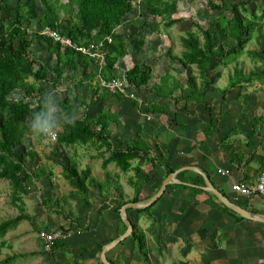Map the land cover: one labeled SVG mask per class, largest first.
Returning a JSON list of instances; mask_svg holds the SVG:
<instances>
[{"label": "trees", "instance_id": "16d2710c", "mask_svg": "<svg viewBox=\"0 0 264 264\" xmlns=\"http://www.w3.org/2000/svg\"><path fill=\"white\" fill-rule=\"evenodd\" d=\"M133 1L69 0V4L64 7L65 16L62 18L60 11L56 7L55 0H41L39 2L38 0H0V180L3 178L9 180L12 201L20 210L18 215L0 221V238L4 237L8 230L16 227L20 221L31 219V216L26 213L24 207L20 204L23 197L30 192L28 184L34 178L40 180L47 173L54 175V172L45 164L29 170L27 167L28 160L34 159L37 156V151L28 150L27 147L25 148L22 145L24 137L31 134L28 127L29 119L33 113L46 107L44 101L48 97V87L45 82H48L51 74V76L54 75L55 80L53 81L59 85L64 76V65L69 68H77L80 64L84 66V79L82 81L91 80L89 83H92V80L97 77V74L88 69L90 61L87 55L55 42L52 38L39 33V30L45 26H51L60 30L63 34L69 35L75 42L100 40L107 35H112L113 43L109 45L106 64L100 71V75L104 79L111 80L115 77L117 59L124 57L128 53L125 35L122 32H118L117 29L134 9ZM145 4L151 15L161 16L167 20L166 26H172L178 21V18L173 17L178 12V0H145ZM247 4L248 1L246 0H239L232 5H229L226 0H222V3L209 0V8L213 12L211 14V22L207 27L195 23L200 33L188 30L186 36L182 38L183 52L180 56H173L185 68V71L191 72L193 65L199 71L198 76L191 72L190 77H188V96L174 97V92L180 87V84L169 73H165L154 86L157 95L166 100L170 98L176 100L184 99L187 105L191 102L204 103L208 110L213 111V107L209 104L210 101L206 99V96L210 93L209 87L214 86L217 76L221 75V71L218 70L217 76L211 79L209 78L210 72L216 71L217 67L225 63L227 58L231 57L233 59L236 54L243 50L246 42L262 29V25L257 22V16L255 13L249 12ZM35 20L39 24V29H33L32 31ZM30 30L36 33L35 37L37 39L45 40L49 45L50 52L55 55L57 62L52 69V73H50V69L44 65L42 60L32 57L30 51L35 40L31 37ZM139 33L137 32L131 36L132 45L135 51L138 52L143 49L145 43L143 38H139ZM259 46L264 52V42L260 41ZM250 53L255 54V51L251 50ZM135 62L125 76V86L127 88L146 87L153 77V68L147 63L136 60ZM29 77H33L34 82H30L28 80ZM66 77L70 78V75L68 74ZM198 78H201L200 83ZM254 79L264 82V60L263 64L257 66L250 74H245L239 66H236L234 74L230 75L229 87L220 89V92L224 98L228 99L227 93L229 89L232 88L233 90L237 85H241L242 82ZM16 89H22L25 92V97L11 101L9 95ZM34 93H38L39 96L36 106L26 100V97L28 98ZM65 99L68 105L63 112L70 115H73V112L84 104L78 97L71 95L69 92L65 94ZM93 105L92 102H88L83 114L74 116V124H63L58 129L56 142L64 146H75L96 140V142H100L101 146L106 145L111 152V155L104 159L103 167L114 162L124 172L129 171L132 168L133 160L139 158L138 164L133 168L134 176L129 179V183L135 189V195L130 200L123 198L116 206L113 205L112 210L115 213L118 231L113 238L98 244L99 251H101L105 244L124 233L127 228L120 214L122 205L129 201L147 202L151 198V196L146 198H141L140 196L151 179L150 175L145 173L142 168L150 148L146 141L135 138L127 141L125 149L113 147L110 141V119L106 117V111L93 109ZM144 111L167 114L169 115V126L176 129L178 125L176 118L170 114L167 105L147 102L144 106ZM252 119L253 131L257 132V129L264 121V114L255 115ZM19 145L22 149H17ZM65 160L61 163L63 175L76 194H80L89 201L90 187L104 190L103 182L92 175L90 167L79 170L74 159L67 157ZM176 169V167L169 165L167 175ZM177 175L178 178L183 180L189 178L195 185L205 184L203 176L192 170H183ZM108 188L111 187L108 186ZM223 193L228 195L224 191ZM209 194L224 213L230 214L237 219H244L224 205L215 195L210 192ZM51 196L50 194L47 196L45 204H49L54 200ZM162 196L146 208H128L126 210L134 226L133 233L128 238L137 242L139 251L142 253L146 264H150L146 235L138 224L132 220L129 212L131 210H137L138 212L149 211ZM230 198L249 209L248 204H246L249 199L237 200L235 195ZM261 213L264 214V211ZM65 216L66 218L69 217L67 214ZM66 232H69V229ZM125 240L119 245H123ZM65 247V240L60 239L54 243L51 249H63ZM28 254H35V252L24 255ZM16 257L18 256H9L0 264H7ZM111 262L116 264L112 260ZM100 264L103 263L100 261ZM176 264L186 263L179 262Z\"/></svg>", "mask_w": 264, "mask_h": 264}, {"label": "crops", "instance_id": "0c3cea01", "mask_svg": "<svg viewBox=\"0 0 264 264\" xmlns=\"http://www.w3.org/2000/svg\"><path fill=\"white\" fill-rule=\"evenodd\" d=\"M118 66L115 65V78H118ZM172 75L177 79V75ZM177 82L180 84L178 79ZM100 87L97 86L89 102L94 104L93 109L106 111V117L110 119V141L113 147L125 149L127 141L135 138L146 141L150 148L142 168L151 179L143 189L141 198L152 197L157 192L167 177L169 165L177 169L186 165L198 166L208 173L218 189L233 196H236L231 190L234 182L253 185L264 171V121L259 131L246 136L241 127L246 115L242 116L239 111L243 105L235 99L224 98L220 92L223 88L209 87L210 93L206 99L213 107L212 112L204 103L187 105L183 99L177 100L180 106L173 112L169 100L166 102L159 95H156V100L152 99L156 92L154 88H136L138 92L147 93L142 97L146 104L152 102L169 107L170 114H173L178 124L173 129L169 126V115L144 111L145 105L140 108L136 100ZM180 87L174 92V97L188 96L189 92L183 85L180 84ZM147 115L151 118L148 119ZM99 147L101 157L105 159L111 155L106 145L99 144ZM82 154L79 151V155ZM138 162L139 158L133 160L132 168L127 172L114 162L103 167L100 175L91 170L92 175H97L101 182L106 172V178L112 186L104 190L95 187L97 191H92L90 187L89 201L78 196L76 217L81 221L84 219L87 228L78 231L79 235L69 232L65 239L66 247L53 250V264H100V253L95 250L99 243L117 234L113 204L123 198L130 200L134 197L135 189L129 179L134 176L133 168ZM49 168L54 171V182L57 184L58 177L63 174V167L61 170L57 166ZM176 178L180 182L171 184L149 211L129 212L132 220L137 217L136 223L146 235L150 264H264L263 222L237 219L224 213L209 192L190 185L194 183L189 178L183 180L178 175ZM28 185L31 190L32 182ZM65 201L67 203V199ZM246 204L251 210L259 213L264 211V199L260 196L249 198ZM68 213L72 218L75 217L70 209ZM108 257L116 264L117 260L120 264H146L137 242L131 238L110 250Z\"/></svg>", "mask_w": 264, "mask_h": 264}, {"label": "rangeland", "instance_id": "374dc122", "mask_svg": "<svg viewBox=\"0 0 264 264\" xmlns=\"http://www.w3.org/2000/svg\"><path fill=\"white\" fill-rule=\"evenodd\" d=\"M39 1L41 0H38V2ZM215 1L222 3V0ZM238 1L239 0H226L229 5ZM246 1H248L247 8L249 12L255 13L257 22L262 25V29L260 32H256L255 35L246 42L243 50L236 54L233 59L231 57L227 58L225 63L217 67L216 71L210 72L209 78L211 79L217 76L218 70L221 71V75H218L219 77L217 76L214 84L216 88L220 87L224 89L229 87L230 75L234 74L236 66H239L245 74H250L257 66L263 64L264 52L260 48L259 42H264V0ZM133 3L134 9L127 15L123 20V24L117 29L118 32H122V34L125 35L128 53L124 57H119L117 59L116 66L119 65V72H116V74H118L116 76L124 81L128 70L134 66L136 60L147 63L153 68V77L147 85L149 90L154 88L165 73H173L177 75V79L180 81V84L183 85V88L189 92L188 77H190L191 72L198 76L199 71L195 65L192 66L191 72L184 71L185 68L173 56H180L183 52L182 38L186 36L188 30L199 32L195 23L207 27L211 22V14H213V12L209 8V0H178V12L173 15V17L178 18V21L169 27L166 26L167 20L163 19L161 16H154L149 13L145 0H134ZM55 4L60 11V16L63 18L65 16L64 7L69 4V0H55ZM36 21L37 20L33 23L32 31L33 29H39V24ZM31 30L30 35L35 40L30 51L31 55L38 60H42L44 65L50 69V73H52V69L56 66L57 59L55 55L50 52L48 43L45 40L37 39V37H35L36 33ZM137 32H140L139 38L145 40L143 49L140 52L135 51L131 42V36ZM251 50H254L255 54L250 53ZM108 52L109 46L107 55ZM87 57L90 61L88 69L98 74L97 72H99L101 64L94 59H90L89 56ZM63 70L64 76L59 85L53 81L55 80L54 75L51 76V74L48 82H45V85L48 87L47 96L51 93H55L54 106L63 112L68 105L65 94L69 92L71 95H75L80 101L84 102V104L80 105L72 115L79 116L85 111L89 102V97L97 90V86L100 87L101 85L98 81L96 82V79L92 80V83H89L91 80L82 81V79H84L83 72L85 68L81 64L78 65L77 68H69L64 65ZM183 71L184 74L182 73ZM68 74L70 75V78L68 77L69 79L66 77ZM28 80L34 82L33 77H29ZM198 82H201V78H198ZM241 85H237L233 90L232 88L229 89L227 98L235 99L243 105L241 106L242 109L239 111H241L242 116H246L242 119L241 127L243 128L242 132L247 136L249 135L248 133L255 134V132H253L252 116L264 114V82L262 83L254 79L251 81H244ZM100 88L98 89L99 91ZM128 89L136 90V87H134V89ZM178 89L179 88L176 90ZM136 93L140 98L145 97L147 94L146 92H138V90ZM176 93L180 94L178 91ZM156 95L157 93L155 92L152 99L156 100ZM23 97H25V92L22 89H16L9 95L11 101ZM38 97V93H34L32 96L26 97V100L30 101L33 106H36L38 104ZM142 100L144 101V106L146 100L145 98H142ZM167 101L168 100H166V102ZM169 102L172 104L173 112L177 111L180 106L178 101L174 98H170ZM191 103L196 104L197 102ZM119 119L120 118H118L117 121ZM257 131H259V128ZM99 143L93 140L87 144H77L74 147L64 146L58 142H49L46 138L41 139L29 134L24 137L22 145H24L23 147L25 148L27 147L28 150L37 151V156L34 159L28 160L27 167L29 170H33L41 164L47 165L48 168L51 166L55 168L57 166L59 167L58 170H61V163L68 155L74 159L79 170H83L89 166L91 170L100 175L104 169V158L100 156L102 151H99ZM112 146H114L113 143ZM17 149H22V147L19 145ZM79 151L83 153L81 156L79 155ZM96 177L98 178L97 175ZM103 177L105 178L103 179L105 189L110 186V183L106 178L108 177L106 172ZM53 181L54 175L52 176L48 173L42 176L41 181L35 178L32 180L33 185L30 193L25 195L22 203H20L24 207L26 213L31 216V219L20 221L16 227L8 230L7 234L0 238V262H3L4 259L9 256L17 255L18 257L7 264H53L51 262L53 250L47 251L44 241L39 238V232L44 229H63L66 232V230L69 229V232H77L76 234L79 235L80 233L78 231L87 228L86 222H83L84 219L81 221L80 218L78 219V217H76V211L77 208H79L77 205V198L78 196L83 199L85 198L80 194L74 193L75 190L72 189V186L68 183L63 174L58 177V183L56 184L54 182L52 186ZM92 191H97V189L92 187ZM49 194L52 195L51 197L54 200L49 204H45V200ZM90 194L91 193H89V195ZM228 195L233 197L230 193ZM65 199H67V203H65ZM118 203L119 200L113 205L116 206ZM68 209H70V213L75 216L74 218H72L69 213L67 214ZM19 213V208L12 201L10 182L3 178L0 180V221L14 217ZM65 214L69 217L66 218ZM136 218L137 217L134 218L135 222L137 221ZM148 250L147 248V251ZM95 251L96 253L101 252L98 246ZM30 252H35V254L24 255ZM117 255H119L118 251ZM82 257L84 258L85 256L83 255ZM117 262L120 264L118 260Z\"/></svg>", "mask_w": 264, "mask_h": 264}, {"label": "built area", "instance_id": "2783aa9c", "mask_svg": "<svg viewBox=\"0 0 264 264\" xmlns=\"http://www.w3.org/2000/svg\"><path fill=\"white\" fill-rule=\"evenodd\" d=\"M39 33L52 38L55 42L60 43L63 46L71 47L77 52L90 57V59L96 60L101 64L99 72H97L96 82L106 88L109 92L117 95H124L130 99L136 100L137 103L142 108L144 101L142 98L137 96V90H130L125 86V82L121 78H113L111 80H106L100 75L101 69L106 64L108 46L112 43V35H107L100 40H81L75 42L67 34H63L60 30L53 28L51 26H45L39 30ZM150 119L151 116L147 115ZM57 138L54 140H48L49 142H56ZM231 190L236 194L237 200L249 199L253 196H260L264 199V171L257 177L255 184L251 185L246 182L237 181L231 185ZM39 238L44 241L47 250H52V246L57 240H65L69 236V232H65L63 229L48 230L44 229L39 232Z\"/></svg>", "mask_w": 264, "mask_h": 264}, {"label": "water", "instance_id": "95a60500", "mask_svg": "<svg viewBox=\"0 0 264 264\" xmlns=\"http://www.w3.org/2000/svg\"><path fill=\"white\" fill-rule=\"evenodd\" d=\"M183 170H192V171L198 172L204 178V181H205L204 185H195V184H190V185L198 186L199 188H201L207 192L212 193L224 205H226L228 208H230L233 211H235L236 213H238L243 218L264 223V214L263 213L254 212L253 210L247 209V208L241 206L240 204L234 202L228 195L223 193V191H221L220 189H218L215 186V184L213 183V181L211 180V178L209 177V175L206 172L201 170L198 166L186 165V166H183V167L175 170L174 172L168 174L167 177L164 179L159 190L147 202L129 201V202L125 203L124 205H122V207L120 209V214H121V217H122L124 223L126 224L127 228H126L124 233L120 234L118 237L114 238L113 240H111L110 242H108L107 244H105L103 246V248L100 252V256H99L100 261L103 264H113L108 257V252L110 250H112L113 248H115L116 246H118L123 240H125L126 238L131 236L133 233L134 226H133V223L130 220L126 210L128 208H135V209L146 208L149 205H151L152 203H154L155 201H157L165 193L167 187L170 184L180 182L176 178V176L179 172H181Z\"/></svg>", "mask_w": 264, "mask_h": 264}, {"label": "clouds", "instance_id": "9594fccd", "mask_svg": "<svg viewBox=\"0 0 264 264\" xmlns=\"http://www.w3.org/2000/svg\"><path fill=\"white\" fill-rule=\"evenodd\" d=\"M46 107L33 113L28 122L30 133L34 137L54 140L62 124H74L75 117L61 112L55 105V93H51L44 101Z\"/></svg>", "mask_w": 264, "mask_h": 264}]
</instances>
